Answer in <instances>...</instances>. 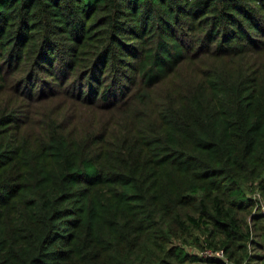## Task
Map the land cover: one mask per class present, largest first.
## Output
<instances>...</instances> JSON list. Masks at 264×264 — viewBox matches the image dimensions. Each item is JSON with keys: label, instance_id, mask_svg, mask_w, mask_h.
<instances>
[{"label": "trees", "instance_id": "16d2710c", "mask_svg": "<svg viewBox=\"0 0 264 264\" xmlns=\"http://www.w3.org/2000/svg\"><path fill=\"white\" fill-rule=\"evenodd\" d=\"M255 191L264 0H0V264H264Z\"/></svg>", "mask_w": 264, "mask_h": 264}, {"label": "rangeland", "instance_id": "374dc122", "mask_svg": "<svg viewBox=\"0 0 264 264\" xmlns=\"http://www.w3.org/2000/svg\"><path fill=\"white\" fill-rule=\"evenodd\" d=\"M205 63V59L202 61L190 58L187 60L180 68L176 70L175 73L170 75L165 83L161 84L157 87L154 92L152 93L151 98L157 99L165 92L171 91L176 89L182 81H188L189 78L193 79L198 72L202 65ZM7 99V96L4 100ZM21 100V99H20ZM22 107L20 109L21 114H34V121H39V118H42L48 114H63V118L67 121L70 120L74 114H84L86 117L87 114H91L89 112V108L85 107H77L78 103H75L74 100L71 98H67L65 96H53L50 99H39L37 97H31L29 99H23ZM75 108V109H74ZM95 114H105L100 113L99 111ZM257 240V239H256ZM189 252H193L194 248H189ZM253 252V251H252ZM259 252V250L255 249L254 253ZM187 264H203L201 262L197 263H187Z\"/></svg>", "mask_w": 264, "mask_h": 264}, {"label": "built area", "instance_id": "2783aa9c", "mask_svg": "<svg viewBox=\"0 0 264 264\" xmlns=\"http://www.w3.org/2000/svg\"><path fill=\"white\" fill-rule=\"evenodd\" d=\"M250 198L253 201V212L259 211L264 214V198L262 195L255 191L250 195ZM194 253L200 258H217L223 262H227L221 250H211L208 248L202 250H196Z\"/></svg>", "mask_w": 264, "mask_h": 264}]
</instances>
